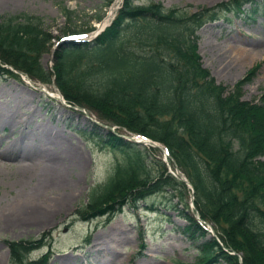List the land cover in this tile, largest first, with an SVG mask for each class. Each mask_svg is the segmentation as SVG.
Returning a JSON list of instances; mask_svg holds the SVG:
<instances>
[{
  "label": "trees",
  "instance_id": "trees-1",
  "mask_svg": "<svg viewBox=\"0 0 264 264\" xmlns=\"http://www.w3.org/2000/svg\"><path fill=\"white\" fill-rule=\"evenodd\" d=\"M134 1L123 0L94 42L61 44L51 70L40 62L51 43L44 19L24 13L1 18L0 73L16 77L1 67L7 65L43 84L53 81L67 103L161 143L170 164L191 183L194 208L216 237H209L194 219L185 199L187 187L168 173L165 163L111 132L96 133L98 144L120 154L125 164L89 190L78 214L83 221L125 206L137 209L149 196L166 194L168 205L186 222L182 232L194 243L205 242L196 246L193 264H249L240 245L244 240L230 231L231 223L242 218L240 226L250 239L246 246L264 253V94L257 103L243 101L235 87L216 83L202 68L196 31L205 18L218 16L177 6L166 9L156 2L137 6ZM245 4L252 9L249 16L259 7L264 16V0H230L221 7L237 15ZM63 13L70 23V13ZM42 245L41 240L8 243L11 263L45 264L47 256L25 263Z\"/></svg>",
  "mask_w": 264,
  "mask_h": 264
},
{
  "label": "rangeland",
  "instance_id": "rangeland-1",
  "mask_svg": "<svg viewBox=\"0 0 264 264\" xmlns=\"http://www.w3.org/2000/svg\"><path fill=\"white\" fill-rule=\"evenodd\" d=\"M134 2L137 6H146L150 2L161 3L165 8L189 6L190 13L203 14L206 11L218 16L215 19L205 18L196 31L201 64L216 83L227 86L229 90L235 87L243 101H259L264 94V16L260 13L261 7L258 13L249 16L247 14L252 10L249 5L244 6L243 14L225 12L221 5L230 0ZM122 4L123 0H17L8 3L0 0V19L22 13L43 18L51 32V43L40 55V62L44 69L51 70L56 55H59L55 49L64 36L73 32L83 33L88 40L94 39L99 24L103 21L107 27ZM63 10L70 13V23ZM89 27L92 29L89 30ZM236 48H243L248 54L239 57ZM257 65L255 74L247 81L248 74ZM19 78L12 79L0 73V115L5 114L16 124L13 132L10 125L0 124V154L18 140L30 145V139L20 140L22 131L31 130L33 124L35 128L43 125L65 141L63 145L60 143L51 148L60 163L64 179L57 186L52 172H48L47 168L44 171L43 166V185L50 182V187L41 194H34L40 177L29 180L26 188H23L19 184L22 173L14 162L2 160L0 264H12L8 243L39 238L44 239L45 246L31 252L27 263L39 260L48 250L50 259L47 264H193L197 261L199 249L196 246L205 242L200 243L199 239L194 243L182 232L181 228L186 223L168 205L165 194L149 196L136 210L124 207L120 211L85 221L78 216L86 206L89 189L103 183L117 165L124 166V158L98 144L96 133L105 135L106 130L100 128L99 131L100 124H104L96 113L85 112L65 103L53 83L47 85L29 81L25 77ZM119 133L129 136L124 130ZM146 148L145 156L161 159V152L151 150L149 146ZM176 193L179 195L180 189ZM62 198L65 202L62 210L51 216L47 225L37 221L32 222V225H36L24 226L23 229L14 226L20 220L40 217L38 213L26 214L27 209L41 205L49 207ZM188 198L186 195L185 199ZM151 207L156 212L149 211ZM109 217L112 220L106 223ZM240 221L242 218L231 223L230 236L235 234L244 240L240 245L249 264H264V253H254L246 246L250 239H246L248 235L243 224L240 226ZM241 255H237L238 261Z\"/></svg>",
  "mask_w": 264,
  "mask_h": 264
},
{
  "label": "bare ground",
  "instance_id": "bare-ground-1",
  "mask_svg": "<svg viewBox=\"0 0 264 264\" xmlns=\"http://www.w3.org/2000/svg\"><path fill=\"white\" fill-rule=\"evenodd\" d=\"M2 1L8 3L9 1L17 0ZM236 50L239 53L237 54L239 57H243L248 54V52L243 48H236ZM0 124L10 125L11 127H13L12 132L16 128V124L14 123V121H11V119L8 118L5 114L0 115ZM21 135L22 136H20V140L28 138L32 143L28 145L27 143H22L18 140L11 146L6 147L5 152L3 154H0V163H2V160L14 162L17 170L22 173L19 184L23 188H26V186L30 182L29 180L39 176L40 182L37 188L33 191L34 194H41L50 187V182L43 185V173L46 168L48 169V172H52L55 184L57 186H60L64 179V174L61 169L60 163L54 157L55 153L51 152V148H54L60 143L61 145H63L62 143L65 141L59 138V135L55 131L43 125L35 128V125L33 124V128L31 130L22 131ZM67 149H69V147ZM43 166L44 171L42 169ZM57 200H55L49 207H42L41 205L38 207L36 206L34 208L27 209L26 214L38 213L40 217L37 216L36 219H34L33 217L31 220H20L14 226H17L18 229H23L24 226L30 227L36 225H32V222L37 223V221L42 222L40 224L47 225L49 223L48 220L50 219V217L60 212L62 210V207L64 206L63 204H65L63 198L61 200Z\"/></svg>",
  "mask_w": 264,
  "mask_h": 264
},
{
  "label": "water",
  "instance_id": "water-1",
  "mask_svg": "<svg viewBox=\"0 0 264 264\" xmlns=\"http://www.w3.org/2000/svg\"><path fill=\"white\" fill-rule=\"evenodd\" d=\"M179 176H180V178H181V180L183 181V182H185L186 184H188V182H187V180L186 179H182V176L179 174ZM195 218L197 219V220H199L200 221V219H199V217H198V215L197 214H195Z\"/></svg>",
  "mask_w": 264,
  "mask_h": 264
}]
</instances>
